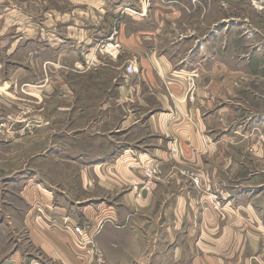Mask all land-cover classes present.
<instances>
[{
  "label": "crops",
  "instance_id": "obj_1",
  "mask_svg": "<svg viewBox=\"0 0 264 264\" xmlns=\"http://www.w3.org/2000/svg\"><path fill=\"white\" fill-rule=\"evenodd\" d=\"M162 44L135 39L127 47V65L134 63L137 74L128 76L126 67L114 73L99 106L103 116L73 132L82 146L73 153L91 161L80 174L86 197L61 200L60 188L55 210L36 206L38 216L24 202L34 249L14 246L6 264H97L96 250L105 264H149L147 256L160 254L159 240L168 256L195 253L201 264H264V136L258 143L254 130L261 122L224 110L218 73L185 74L178 69L183 61L161 51ZM254 158L262 170L254 171ZM148 165L162 174L152 191L138 195ZM185 171L212 184L219 211ZM74 225L85 229L84 238ZM25 236L15 240L25 244Z\"/></svg>",
  "mask_w": 264,
  "mask_h": 264
},
{
  "label": "rangeland",
  "instance_id": "obj_2",
  "mask_svg": "<svg viewBox=\"0 0 264 264\" xmlns=\"http://www.w3.org/2000/svg\"><path fill=\"white\" fill-rule=\"evenodd\" d=\"M115 30L122 60L109 46ZM135 39L169 43L157 46L176 53L185 74L217 72L224 110L261 122L254 130L263 141L264 0H0V264L14 246L34 249L24 202L38 216L36 206L55 210L60 188L61 200L86 197L80 174L91 161L73 153L82 147L74 133L103 116L106 89L125 73ZM253 168L263 169L256 158ZM18 235H27L25 244ZM158 244L149 264L202 263Z\"/></svg>",
  "mask_w": 264,
  "mask_h": 264
},
{
  "label": "built area",
  "instance_id": "obj_3",
  "mask_svg": "<svg viewBox=\"0 0 264 264\" xmlns=\"http://www.w3.org/2000/svg\"><path fill=\"white\" fill-rule=\"evenodd\" d=\"M110 42L109 46L112 47L113 51L117 54L120 55V53L123 50L122 44L119 40V32L116 30L112 33L111 37L108 40ZM103 48L106 51V46H103ZM126 73L128 76L133 77L137 74V69L133 63L129 64L126 67ZM191 82L194 81L191 80ZM191 91V90H190ZM191 93V92H190ZM144 173H145V181L144 184L141 187H135V190L137 191V194L139 195L140 192H150L153 190L154 184L156 183V180H158L162 174L161 168L159 165H148L145 168H143ZM182 175L190 181V183L197 189L203 191L207 195L208 203L214 208L215 210L219 211V197L215 193L213 186H211V183L206 182L204 178H202L199 174L197 173H191L188 171H185L182 173ZM74 231L76 234H78L81 238L85 237V229H83L80 226H73ZM91 243V242H90ZM81 244H83L81 242ZM96 263L97 264H105L103 255L100 251L96 250Z\"/></svg>",
  "mask_w": 264,
  "mask_h": 264
}]
</instances>
